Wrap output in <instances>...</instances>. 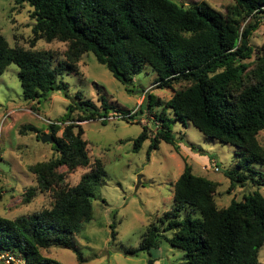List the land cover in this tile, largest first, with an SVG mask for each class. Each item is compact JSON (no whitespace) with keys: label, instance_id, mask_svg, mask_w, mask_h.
Wrapping results in <instances>:
<instances>
[{"label":"trees","instance_id":"1","mask_svg":"<svg viewBox=\"0 0 264 264\" xmlns=\"http://www.w3.org/2000/svg\"><path fill=\"white\" fill-rule=\"evenodd\" d=\"M12 1L32 8L34 24L27 49L9 45L0 33V74L10 64L17 66L24 101L39 103L55 91L66 97L64 83L57 80L77 73L82 56L91 52L126 92L144 94L139 110L152 113L158 123L154 132L142 126L133 141V152L146 140L147 160L162 141L178 150L181 140L171 125L178 119L187 121L205 137L235 147V168L223 170L229 179L227 192L245 183L257 186L242 199L218 207L217 182L194 174L185 163L173 184L172 205L159 220L164 227H149L136 247H125L122 253L150 255L164 241L184 252V264H258L259 249L264 244V196L258 186L264 187V179L261 176V181L257 180L251 168L264 164V147L257 139L264 130V55L254 69H247L245 61L252 53V33L264 24V0H233L224 11L207 0L190 5L176 0ZM38 40L66 43L63 58L53 64L49 50L32 49ZM145 67L156 74V88L173 90L164 103L132 85L138 74L149 73ZM183 82L182 87L175 88ZM154 107H161V111ZM167 110L174 117L167 116ZM108 117L128 122L133 114L113 107L101 94L93 101L77 92L66 112L48 125L55 154L29 165L36 186L29 189L24 200L29 202L38 189L51 192L52 205L28 216H0V255L23 259L25 264H64L42 255L41 249L72 247L71 236L92 218L93 200L105 175L99 159L90 163L83 128L75 122L101 120L105 125ZM27 130L37 131L35 126H23L20 133ZM208 157L220 170L215 156ZM88 165L89 170L74 186L66 185L64 173L57 171L60 166L73 171ZM187 208L197 211L199 217L181 219V212ZM110 226L113 229L114 224ZM115 234L112 230L111 237ZM77 258L82 261L78 253Z\"/></svg>","mask_w":264,"mask_h":264},{"label":"rangeland","instance_id":"2","mask_svg":"<svg viewBox=\"0 0 264 264\" xmlns=\"http://www.w3.org/2000/svg\"><path fill=\"white\" fill-rule=\"evenodd\" d=\"M176 1L190 5L201 0ZM207 1L223 11L227 5L234 3L233 0ZM31 10L27 3L0 0V33L9 45L30 48L31 27L34 24L30 17ZM249 44L252 53L245 62L248 64L247 69H254L256 61L264 55V24H260L252 33ZM66 48L67 44L60 41L38 40L32 49L49 50L54 57L53 64H57ZM144 70L149 72L148 67ZM17 72V66L10 64L0 74V216H28L51 207L53 198L49 191L39 192L37 189L29 202L24 200L29 189L36 186L35 175L28 167L46 161L55 154L51 142H41L39 137L44 134L50 136L48 125L55 123L66 112L70 98L77 92L93 101L101 94L113 107L133 114L131 122L119 117L106 118L105 125L101 124V120L75 122L83 128L82 138L86 142L90 163L99 159L105 175L93 200L92 218L82 223L80 231L71 236L72 247L41 249L42 255L46 257L56 258L64 264H184V252L164 241L157 250L152 249L150 255L146 252L138 256L122 253L125 247H136L149 227H164L165 224L159 220L164 218V213L172 205L173 184L184 164H189L194 174L217 182L215 200L218 207H226L232 199L240 200L245 194L257 189L253 183H245L227 192L229 179L224 176L223 170L235 168V147L205 137L187 121L183 123L178 119L171 125L177 140H181L178 150L162 141L147 160L149 140H146L139 151L133 152V141L142 126L154 132L158 123L152 113H146L145 109L139 110L144 94L126 92L124 86L104 65L97 62L91 52L82 56L77 73L65 74L57 80L58 84L64 83L66 97L55 91L39 103L24 101ZM155 77L154 72L140 73L132 85L136 89L151 92L154 98L164 103L173 90L156 88ZM245 78L250 79L248 76ZM184 84H176L175 88ZM154 109L160 110L161 107ZM168 114L174 117L169 110ZM77 115L73 113L74 118ZM23 126H35L37 131L27 130L21 134ZM61 132L62 129L56 136L60 137ZM257 139L264 147V130L258 133ZM188 145L200 148L206 154L191 151ZM209 154L215 156L213 158L219 163L220 170L214 168ZM88 170L89 165L73 171H67L65 166L57 169L64 173L63 181L68 186L76 185L81 175ZM251 170L255 172L257 180L261 181V176L264 179V164H255ZM258 191L264 196V187L258 186ZM188 215L199 217L197 211L187 208L181 212L180 218ZM111 224H114L113 229ZM112 230L116 233L114 238L111 237ZM77 253L82 261L78 260ZM0 264L9 263L0 255ZM10 264L25 263L23 259H15ZM258 264H264V244L259 249Z\"/></svg>","mask_w":264,"mask_h":264},{"label":"water","instance_id":"3","mask_svg":"<svg viewBox=\"0 0 264 264\" xmlns=\"http://www.w3.org/2000/svg\"><path fill=\"white\" fill-rule=\"evenodd\" d=\"M40 140L41 142H52V137L47 134H44L40 136Z\"/></svg>","mask_w":264,"mask_h":264},{"label":"built area","instance_id":"4","mask_svg":"<svg viewBox=\"0 0 264 264\" xmlns=\"http://www.w3.org/2000/svg\"><path fill=\"white\" fill-rule=\"evenodd\" d=\"M1 256H3V255H1ZM3 257H5V256H3ZM5 258L7 259L9 264H10L11 261H15L12 256H6Z\"/></svg>","mask_w":264,"mask_h":264}]
</instances>
